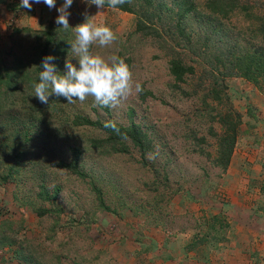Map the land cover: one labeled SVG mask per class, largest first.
Masks as SVG:
<instances>
[{
  "label": "rangeland",
  "instance_id": "rangeland-1",
  "mask_svg": "<svg viewBox=\"0 0 264 264\" xmlns=\"http://www.w3.org/2000/svg\"><path fill=\"white\" fill-rule=\"evenodd\" d=\"M154 1L165 6L156 22L160 36L137 31L138 16L116 9L99 10L94 21L110 27L117 39L105 48L94 44L92 52L121 57L130 66L133 90L127 99L115 107L98 106L93 97L63 102L47 116L49 141L38 164H26L7 183L0 179V264H264V93L237 75L226 76L230 68L216 64L228 47L252 43L246 35L249 22L242 14L213 16L207 0H189L198 14L184 20L192 37L188 45L176 29L181 0ZM63 3L56 0L52 9L33 3L28 10L20 7L21 0H0V58L12 60L7 55L20 37L15 30L62 27L56 19ZM251 3L264 8V0ZM69 12L74 28L85 13L95 16L98 9L78 0ZM31 40L25 37L24 46ZM174 55L195 69L183 84L170 74ZM136 84L153 96L143 99ZM214 87L222 92V103L215 100ZM229 106L241 113L243 123L224 172L212 159L215 135L222 131L218 116ZM77 115L125 126L135 122L152 140L153 151L146 162L133 147L129 153L98 152L90 141L102 135L74 126ZM0 118V173H5L21 146L18 130L31 118L8 113ZM71 146L82 149L81 170L88 177L58 167L71 161ZM91 181L102 189L110 211L100 207ZM42 185L57 194L54 201L40 199ZM40 209L52 212L40 216ZM218 214L233 224L228 242L186 253L203 216Z\"/></svg>",
  "mask_w": 264,
  "mask_h": 264
},
{
  "label": "trees",
  "instance_id": "trees-1",
  "mask_svg": "<svg viewBox=\"0 0 264 264\" xmlns=\"http://www.w3.org/2000/svg\"><path fill=\"white\" fill-rule=\"evenodd\" d=\"M251 1L207 0L205 8L211 15L223 19H230L236 14H242L249 22L246 35L252 40V43L245 46L232 45L228 47L226 53L216 56V64L230 68V72L226 76L237 75L255 85L264 93V8L256 7ZM163 7L165 6L156 4L154 0H128V2L117 6L116 10L136 14L138 16L137 31L147 36H160L156 22L163 19ZM105 8L113 9L107 5H105ZM196 10L195 5L189 0H181L177 13L176 29L178 39L185 40L188 45L192 44V37L184 27V20L193 13L198 14ZM72 31V29L65 30L52 23L48 28L41 31L17 29L14 34L16 37L17 35L20 36L17 37L19 41L17 40L18 43L16 42L15 48L7 55L12 57V60L0 58V117L8 113L9 117H19L21 114L31 118L18 130L21 146L17 145V148L14 149V162L8 167V171L0 173V179L3 183L15 179L26 164H38L37 161H40L43 149L47 146L49 141L45 127L48 121L47 116L66 100L62 97L52 96L47 105L42 104L34 97L33 84L39 82L38 77L41 71L39 66L42 59L47 55L57 57L54 63L57 64L61 72L64 71L68 56L71 59L69 43L73 41ZM25 37L32 39L29 41L28 46L23 44ZM194 72V67L189 66L180 57L176 55L172 57L170 74L177 84L185 83ZM140 86L142 88L140 95L143 99L147 96H153L151 92L145 89L144 85ZM212 91L217 95L214 97L215 100L222 103V92H218L215 87ZM210 95L212 96V94ZM218 121L221 124L222 131L220 134L215 135L217 138V152L212 162L215 167L226 172L230 167L239 141L243 123L242 115L229 106L226 111L219 114ZM107 122H114L116 127H105ZM72 124L76 127H89L98 131L102 137L91 139L90 147L103 154L129 153L131 147H133L141 153L144 162H146L147 155L153 151L152 140L142 127L135 122L125 126L112 119L107 121L92 120L77 115L72 120ZM32 141L36 144L31 145ZM70 150L73 155L71 161L69 163L59 162L58 167L67 168L81 177H88L81 170L82 149L71 146ZM204 154L211 159V153L204 152ZM91 184L100 207L110 211V207L106 205L102 189L97 186L95 181H91ZM261 188L264 191V183ZM56 196V193L51 194L44 185L41 186L39 197L42 201H54ZM48 212H52V209H40L38 213L40 216H44ZM232 225L226 217L220 214L203 216L198 231L184 246V251L186 253L196 252L203 247L220 249L221 244L228 242V232ZM5 228L9 229V227Z\"/></svg>",
  "mask_w": 264,
  "mask_h": 264
},
{
  "label": "clouds",
  "instance_id": "clouds-1",
  "mask_svg": "<svg viewBox=\"0 0 264 264\" xmlns=\"http://www.w3.org/2000/svg\"><path fill=\"white\" fill-rule=\"evenodd\" d=\"M43 2L50 9L56 7V0H21L20 7L31 10L33 3ZM74 0H64L63 5L57 9L56 24L62 29H72L75 39L69 43L72 59L65 61L64 71L61 72L54 61L57 57L47 55L39 66V82L33 84L34 97L40 103L47 105L52 96L63 98L68 104L85 102L88 97H93L95 104L101 107H115L122 99H127L133 90V74L126 61L112 55L105 58L92 52V46L98 44L101 48L112 45L117 36L106 25L94 23L96 17L102 14L107 5L117 9L128 0H86L90 5H95L98 12L95 16L84 14V22L74 28L69 24L71 13L69 8ZM73 59L76 63H73ZM136 91H141L139 84L135 85ZM50 90V91H49ZM105 127L115 128L114 122H107Z\"/></svg>",
  "mask_w": 264,
  "mask_h": 264
}]
</instances>
